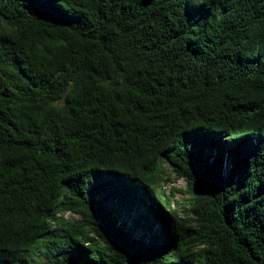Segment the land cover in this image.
<instances>
[{
    "label": "trees",
    "instance_id": "obj_1",
    "mask_svg": "<svg viewBox=\"0 0 264 264\" xmlns=\"http://www.w3.org/2000/svg\"><path fill=\"white\" fill-rule=\"evenodd\" d=\"M0 264H264V0H0Z\"/></svg>",
    "mask_w": 264,
    "mask_h": 264
},
{
    "label": "rangeland",
    "instance_id": "obj_2",
    "mask_svg": "<svg viewBox=\"0 0 264 264\" xmlns=\"http://www.w3.org/2000/svg\"><path fill=\"white\" fill-rule=\"evenodd\" d=\"M167 169V172L169 174V179L164 181L161 186H160V191L164 193L165 196L171 197V208L173 210L178 211V217L181 220H187L189 222V218L184 214L183 208H186V203H185V197L184 195L179 191V190H184L185 189V182L181 179H177L174 174L170 172L168 167H165ZM66 218H70L72 216L71 213H67ZM71 221V220H69Z\"/></svg>",
    "mask_w": 264,
    "mask_h": 264
},
{
    "label": "built area",
    "instance_id": "obj_3",
    "mask_svg": "<svg viewBox=\"0 0 264 264\" xmlns=\"http://www.w3.org/2000/svg\"><path fill=\"white\" fill-rule=\"evenodd\" d=\"M65 218H66V216H65Z\"/></svg>",
    "mask_w": 264,
    "mask_h": 264
}]
</instances>
